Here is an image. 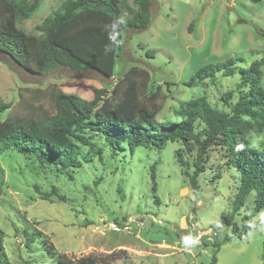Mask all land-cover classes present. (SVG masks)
<instances>
[{"label":"rangeland","instance_id":"1","mask_svg":"<svg viewBox=\"0 0 264 264\" xmlns=\"http://www.w3.org/2000/svg\"><path fill=\"white\" fill-rule=\"evenodd\" d=\"M64 1L42 0L18 28L39 36L37 27ZM124 2L127 17L128 9H135L134 0ZM88 23L62 41H108L110 32L104 25ZM231 59L237 68L264 60V0H152L150 26L137 33L123 32L111 77L65 68L37 76L0 53V98L11 105L3 118L55 113L58 92L91 101L97 91L107 90L106 96L115 99L114 87L132 69L137 70L133 79L139 85L146 72L162 87L159 120H178L174 111L183 102L202 97L224 110L226 95L237 90V78L189 83L200 68ZM261 70L264 86V66ZM236 100L237 94L230 101ZM248 140L254 148L264 149V131L249 133ZM91 141L103 145L99 138ZM180 146L172 143L161 151L143 147L135 153L105 150L103 162L95 158L84 164L72 181L36 160L6 152L0 157V229L5 233L6 259L12 264H57L58 257L72 261L93 257L98 264H211L214 242L232 234L222 223V214L231 211L238 180L228 171L226 150L211 146L195 194L176 160ZM53 187L66 201L44 197ZM250 207L236 217L239 226L243 216L252 213ZM253 220L255 231L244 241L233 239L222 245L217 264H264V211ZM25 230L35 235L30 246Z\"/></svg>","mask_w":264,"mask_h":264},{"label":"trees","instance_id":"2","mask_svg":"<svg viewBox=\"0 0 264 264\" xmlns=\"http://www.w3.org/2000/svg\"><path fill=\"white\" fill-rule=\"evenodd\" d=\"M41 2L0 0V53L20 69L37 76L65 68L75 72L96 71L111 77L122 48L123 32L144 31L151 22L152 0H134L135 9H128L127 17L123 16L124 0H65L37 27L39 36L28 35L17 24L30 19ZM87 21L93 27L104 25L110 32L108 41H62ZM262 66L264 60L255 61L247 68H237L235 60L231 59L200 68L190 85L215 82L222 76L237 78V90L226 95L224 110L213 106L205 97L183 102L174 111L178 120L158 119L162 113L157 103L162 87L150 80L146 72L142 73L139 85L133 79L136 69L122 76L116 84L111 93L116 95L115 99L106 96L107 90L97 91L91 101L58 92L54 99L55 113L44 111L41 116L8 115L4 119L11 105L0 98V157L13 151L72 181L84 164L95 158L103 162L105 150L128 149L135 153L144 147L161 151L169 144L178 143L181 148L176 152L177 163L182 174L188 177L193 192L198 194V177L206 172L208 150L211 146L221 147L228 153V171L234 172L233 178L238 181L231 211L222 214V223L231 228L232 234L213 244L211 264H217L220 247L233 239L244 241L249 237L256 229L254 217L264 211V149L254 148L248 140L249 133L264 131ZM236 94V102L231 103ZM89 134L91 140L99 138L103 145L91 141ZM190 157H194L192 162ZM156 169L154 164L151 169L154 194L158 190ZM220 175L221 172L217 174ZM51 196L66 201L55 187L44 194L46 199ZM250 205L252 213L245 214L239 226L236 217L241 216L244 208H251ZM24 233L27 246L34 244L35 235L27 230ZM4 238L5 233L0 229V264H12L5 257ZM56 262L98 264L99 260L84 257L72 261L58 257Z\"/></svg>","mask_w":264,"mask_h":264},{"label":"built area","instance_id":"3","mask_svg":"<svg viewBox=\"0 0 264 264\" xmlns=\"http://www.w3.org/2000/svg\"><path fill=\"white\" fill-rule=\"evenodd\" d=\"M116 230H118L117 228H115Z\"/></svg>","mask_w":264,"mask_h":264}]
</instances>
